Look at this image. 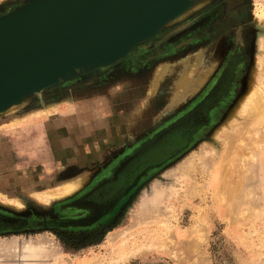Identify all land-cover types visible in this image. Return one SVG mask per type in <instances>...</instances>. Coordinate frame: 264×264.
Returning <instances> with one entry per match:
<instances>
[{
	"label": "rangeland",
	"instance_id": "rangeland-1",
	"mask_svg": "<svg viewBox=\"0 0 264 264\" xmlns=\"http://www.w3.org/2000/svg\"><path fill=\"white\" fill-rule=\"evenodd\" d=\"M23 1L0 0V17ZM192 1L198 4L191 14L171 20L155 36L133 46L124 58L22 97L13 103L10 113L0 115L1 124L12 116L29 114L40 104L55 105L62 98L66 101L70 89L90 95L93 89L106 88L123 78L140 77L147 87L154 64L174 62V71L162 79L148 102L153 105L154 115L144 134L130 143L126 154L127 148L115 152L112 171L86 173L71 168L63 172L48 168L44 182L49 186L84 173L85 178L74 193L48 202L37 201L21 191L16 196L23 207L16 209L0 201V213L20 220L17 224L0 223V264H264V150L258 153L252 170L245 172L243 186L228 196V201L215 194L210 171L202 170L208 150L220 149L210 136L244 90L255 65L251 56L253 38L264 32L255 13H264V0ZM201 50L208 60L216 56V66L193 95L165 106L180 60ZM189 115L191 122L189 118L176 126ZM21 122L10 132H23L18 137L24 146L39 132L33 135L35 124ZM171 125L170 131L160 135V145L169 146L146 156L143 162L138 160L136 165L141 168L164 159L140 169L130 186L116 192L114 203L95 220L42 224V219L51 216L90 217L93 208L82 203V197L100 182L114 178L122 164ZM257 133L264 136L263 130ZM11 191L17 192L13 188ZM97 209L95 206L94 213ZM21 220L26 223L21 224Z\"/></svg>",
	"mask_w": 264,
	"mask_h": 264
},
{
	"label": "bare ground",
	"instance_id": "bare-ground-1",
	"mask_svg": "<svg viewBox=\"0 0 264 264\" xmlns=\"http://www.w3.org/2000/svg\"><path fill=\"white\" fill-rule=\"evenodd\" d=\"M197 4L198 3H194V1L190 2V4L185 9H183L181 12L176 13V14L174 13L171 17H168V19L165 20L163 24H167L173 19L177 20V19L183 18L188 13H190L192 10L196 9ZM33 12L39 13V10H33ZM43 12L44 10L41 11V13ZM32 14L33 13H29L27 16L20 18L19 23H10L8 21L7 22L5 21L4 23L0 22L1 24L0 29H6V28L8 29L9 27H13V25L14 27H16L17 25H20V24L31 27L33 26L32 25L33 23H30V21L34 18V17H30L32 16ZM255 16H256L255 18L257 20V23L262 25V26L261 25H258V26H261L264 31V13L262 11L261 12L257 11L255 13ZM257 29H260V28H257ZM259 31H261V29ZM148 33H150V31H148L145 35H147ZM258 33H261V32H258ZM258 33L256 36H254L253 44H252V55L251 56L254 60L255 65H253V69L251 70L245 82L244 90L241 92V94L237 98L236 102L234 103L230 111L220 121V123L216 126L212 135L210 136L212 141L216 142L220 149L219 150L216 149L215 151L214 150L215 148L209 149L210 147H208L209 150L207 149L208 150L207 154L208 153L210 154V155L208 154L209 157L206 154L207 156L206 158L204 154L205 152L203 153L206 160L205 158L203 159V155H202V159H203L202 161L205 160L204 163L202 162V170L204 168L205 170L210 171V177L211 179H213L212 184L215 187L214 189L215 194L217 196H220L222 199H225L226 201L230 199V198H227L228 196L233 195L243 186V183L245 181V172L247 171V169L249 170V168L250 170H252L256 162L258 153L264 150L263 149L264 148V136H262L263 134H259L258 136V133H257L259 130L260 131L263 130L264 132V58H263L264 56H262L264 53L261 55L263 51V46H264V34H263L264 32L259 35ZM142 38L143 36H140V39ZM140 39L138 38V40L136 41L134 40V41L137 42ZM135 42L132 43L131 41L130 43L117 44L118 46H115L111 49L110 48L106 49L102 53H99L83 61L81 68L89 69L93 66L99 65L102 62L109 61L111 57L115 55H119L127 51L131 46L134 45ZM60 50H62V48L61 49L56 48L53 50L51 47L48 46L42 52L44 54H47V53H54L55 51H60ZM205 55L201 50V51L194 52L193 56L186 55L180 60V66L178 67V70H175L176 74L169 87V93L166 97V102H165V104L166 103L167 104L165 106L167 105L168 107L173 106L172 103L176 102L178 99L180 98L183 99V97L193 95L204 84V82L206 81L209 74L214 69L217 63L216 56H212L210 57V60H208L206 59L207 57H205ZM173 64L174 62L172 63L170 61H163V62L158 63L153 68L151 72L152 76L150 80V84H151L150 86L152 87L153 92L155 91V89H158V85L159 83H161L162 79L174 71V68L172 67ZM258 66L259 67L261 66L262 68L260 69ZM1 68L2 67H0V69ZM34 73H36V71L31 72V74H28V76L30 77ZM24 77L26 76L9 80L6 83L9 86L13 87L17 83H20L22 81V78ZM59 80L61 79L59 78L57 79L56 74H49L43 80L41 81L39 80L37 83H43V85H51V86H46V88H49V87H53L55 84L58 85L57 83ZM46 88H40V90L46 89ZM147 89L149 90L150 88L148 87ZM40 90L39 89L33 90L32 93L38 92ZM71 95H72L71 98L73 100L71 104L76 105V102H77L76 100H77L78 95L77 94L76 96L74 94H71ZM16 97L17 98L12 99V101L9 100L10 98H7V96L0 97V115H3V114L7 115L8 113H10L12 106L14 105L13 103L18 101L24 96L20 95L19 97L18 96ZM63 103L61 105H63ZM104 103L106 104V102ZM40 105H41L40 108H38L36 111L30 112L29 115H26V116L23 115L19 117L13 116L10 118V120L8 118L6 120L7 123L4 125H9L8 127L14 126L16 123L21 122V120L26 119V121H28L31 115H35L39 113H42V114L44 113L46 116L57 113L56 107L52 105H49V104H40ZM57 106H59V104ZM191 117L192 116L190 115L186 116L176 126L182 124L184 120L189 119V118L191 122L192 121ZM252 125H255V127L252 128ZM204 144L205 146H207L206 145L207 143H204ZM212 146H215V145H212ZM202 147H204V145ZM148 149H149V146L145 148L143 151H141L139 154H137V156H135L133 159H129V161L125 164L123 169H121L115 175V179L109 180L108 182L104 183L100 187L93 190L88 195L89 202L100 206V209L98 210V212L92 215L91 219H93L94 217H96L98 214L105 211L106 209H108L111 206V204L114 203V201L116 200V192L120 193L119 191H123V189L128 188L130 186V184L133 182L134 177L140 170L139 165H136V163L138 162L140 156L144 155V153ZM207 150H204V151H207ZM184 166L186 165L184 164ZM128 168L133 169L131 178L127 181L126 180L121 181L120 175L123 174V172L126 171ZM247 174H249V172ZM247 174H246V177H247ZM11 179H12L11 181L12 188L14 189V191H20V190H22V192L25 191V193H27L28 195H31L32 198H36L37 201L40 200L42 202H48L50 199L51 200L57 199V198L59 199L61 197L70 195L71 193H74V191L77 190L79 186L82 184V182L84 181V177L81 176L80 174L75 178L59 183L54 188L51 187L52 189L41 190V189H38V184H37L38 179L39 180L41 179L38 173H35L34 180H31V178L26 174V172H23V171L17 174H14ZM114 184L116 185V188H114L110 192V194L107 196L105 201H101L100 199H97L96 194L98 192L102 191L103 189L109 186H113ZM5 187H7V183L3 182V180L0 179V201L8 205L14 206L16 207V209L17 207H20V206L23 207L22 205L23 203L20 202L18 197L16 195H13L11 191L5 189ZM6 204H3V205H6ZM55 218H56L55 216H51V218L49 219L51 221L49 223H54L55 225H59L60 223H66V222H61V221H53L55 220ZM74 220H79V219H74ZM43 223L46 224L47 221L44 220ZM169 237H170V234H169ZM195 241L197 242V240ZM166 245L167 247H169L171 244L169 246L168 244ZM180 249L181 251L183 250L182 247H180ZM182 253L184 252L182 251ZM180 257L182 256L180 255Z\"/></svg>",
	"mask_w": 264,
	"mask_h": 264
},
{
	"label": "water",
	"instance_id": "water-1",
	"mask_svg": "<svg viewBox=\"0 0 264 264\" xmlns=\"http://www.w3.org/2000/svg\"><path fill=\"white\" fill-rule=\"evenodd\" d=\"M190 2L192 1L24 0L23 4L11 13L0 17V22L3 23L5 21L19 23V19L29 13H33L30 17H34L30 21L33 23L31 27L20 24L16 27L13 25L8 29H0V67H2L0 69V97L7 96L12 101L17 98L16 96L25 97L33 90L51 86L37 83L49 74H56L57 79H61L57 83L59 84L82 73L111 65L124 58L136 44L155 36L165 25L163 23L168 17L181 12ZM33 10H39V13ZM43 10L44 12L41 13ZM148 31L150 33L145 35ZM140 36L143 38L140 39ZM138 38L140 40L135 42ZM131 41L136 44L134 43L127 51L111 57L109 61L89 69L81 68L82 62L86 59L118 46L117 44ZM48 46L53 50L56 48H62V50L44 54L42 51ZM35 71L36 73L32 76H28ZM23 76L26 77L13 87L6 83ZM167 129L139 151L155 142ZM163 159L149 162L140 169L146 165L159 163ZM97 216L93 219L90 216L67 221L59 225L84 224L95 220ZM16 222L18 219L14 222L8 221L11 224ZM22 223H26L25 220H21Z\"/></svg>",
	"mask_w": 264,
	"mask_h": 264
},
{
	"label": "crops",
	"instance_id": "crops-1",
	"mask_svg": "<svg viewBox=\"0 0 264 264\" xmlns=\"http://www.w3.org/2000/svg\"><path fill=\"white\" fill-rule=\"evenodd\" d=\"M157 64L153 65L151 72ZM151 76L152 73L148 78L147 87L145 80L138 77L135 80L129 78L116 80L106 88L93 89L94 92L90 95H84L83 91L77 89H70L66 101L62 98V101L52 105L56 107L57 113L47 116L44 113L31 115L26 123H34L32 133L34 135L39 132L40 137L26 140L24 146L22 139L18 137L20 133L10 132L16 126L7 127L4 125L7 121L1 123L0 179L7 183L5 189L12 190L11 178L19 173L18 170L26 172L31 180H34L35 173H38L41 179H38L37 184L38 189L41 190L52 189L59 184L51 186L45 184L48 168L63 172L71 168L86 173L112 171L115 152L120 149L122 152L127 148L123 153L126 154L130 143L144 134L147 124L153 118V105L148 102L158 91L161 83L153 92L150 86ZM148 87L152 92L147 89ZM71 92L75 96L78 95L76 105L71 104L73 101ZM62 103L64 106L61 105ZM23 134L22 132L20 135ZM41 155L46 156L41 157ZM25 167L29 169L25 171ZM20 191L13 195H19Z\"/></svg>",
	"mask_w": 264,
	"mask_h": 264
},
{
	"label": "flooded vegetation",
	"instance_id": "flooded-vegetation-1",
	"mask_svg": "<svg viewBox=\"0 0 264 264\" xmlns=\"http://www.w3.org/2000/svg\"><path fill=\"white\" fill-rule=\"evenodd\" d=\"M180 122V121H179ZM177 124V123H176ZM175 125V124H174ZM173 125V126H174ZM172 127V126H171ZM170 127V128H171ZM170 128H168L162 135H164L165 133H167L168 131H170ZM161 135V136H162ZM161 136L154 142V143H152L151 145H149V149L148 150H146V152L144 153V155H141L140 156V158H139V160L140 161H144L145 160V158H147L148 156L149 157H151L154 153H155V151L156 152H159L160 150L162 151V148H166V147H168L169 146V144H163V145H160V143H161V141H162V138H161ZM166 140V139H165ZM147 156V157H146ZM139 162V161H138ZM125 166V165H124ZM124 166H122V168H120L117 172H116V174L121 170V169H123V167ZM130 170V171H129ZM132 171H133V169L131 168H128L126 171H124L123 172V174H121L120 176H121V181H123V180H129L130 178H131V175H132ZM115 174V175H116ZM113 179H115V176H114V178H111L110 180H113ZM109 181V179H106V180H104L103 182H100L97 186H95V187H93V189L89 192V193H87L85 196H83L82 198V203H85V205L87 206V207H90V208H93V213H94V209H95V206H97L98 207V209H97V211L96 212H98V210L100 209V206L99 205H96V204H94V203H91V202H89V198H88V195L93 191V190H95L96 188H98V187H100L101 185H103L104 183H106V182H108ZM118 187V186H117ZM114 188H116V185L114 184L113 186H109V187H107V188H105V189H103L102 191H100V192H98L97 194H96V197H97V199H100L101 201H105L106 200V198H107V196L110 194V192L114 189ZM95 206H94V205ZM95 212V213H96ZM92 213V215H94ZM103 213V212H102ZM91 215V216H92ZM50 219V218H49ZM49 219H46L45 221H47V223L44 225V223H43V219H42V224L44 225V226H53V225H55L54 223H49L51 220H49ZM71 220H74L73 218H55V220H53V221H61V222H67V221H71ZM8 221L9 222H14V221H16V219L14 218V217H10V216H8V215H4V214H2V213H0V223H3V222H6L7 224H9L8 223ZM18 222H20V220L18 221ZM11 224V223H10ZM15 224H17V222L15 223Z\"/></svg>",
	"mask_w": 264,
	"mask_h": 264
}]
</instances>
